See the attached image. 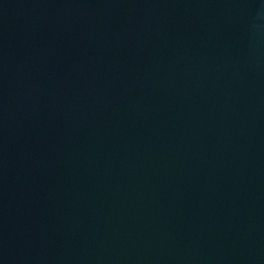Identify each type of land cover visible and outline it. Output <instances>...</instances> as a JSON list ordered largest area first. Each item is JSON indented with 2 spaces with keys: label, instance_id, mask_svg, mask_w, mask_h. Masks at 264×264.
<instances>
[{
  "label": "water",
  "instance_id": "95a60500",
  "mask_svg": "<svg viewBox=\"0 0 264 264\" xmlns=\"http://www.w3.org/2000/svg\"><path fill=\"white\" fill-rule=\"evenodd\" d=\"M0 264H264V0H0Z\"/></svg>",
  "mask_w": 264,
  "mask_h": 264
}]
</instances>
